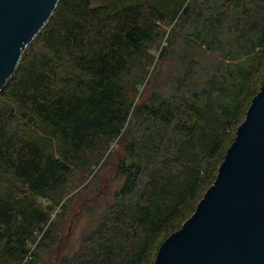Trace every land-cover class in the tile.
<instances>
[{"label":"trees","instance_id":"trees-1","mask_svg":"<svg viewBox=\"0 0 264 264\" xmlns=\"http://www.w3.org/2000/svg\"><path fill=\"white\" fill-rule=\"evenodd\" d=\"M47 20L0 91V169L46 197L80 153L118 140L122 184L60 264H154L215 182L264 83V0H59ZM167 28L177 74L135 105L121 82L129 58ZM48 222L0 185V264H33Z\"/></svg>","mask_w":264,"mask_h":264},{"label":"water","instance_id":"water-1","mask_svg":"<svg viewBox=\"0 0 264 264\" xmlns=\"http://www.w3.org/2000/svg\"><path fill=\"white\" fill-rule=\"evenodd\" d=\"M58 1L0 0V91ZM154 264H264V83L215 182Z\"/></svg>","mask_w":264,"mask_h":264},{"label":"rangeland","instance_id":"rangeland-1","mask_svg":"<svg viewBox=\"0 0 264 264\" xmlns=\"http://www.w3.org/2000/svg\"><path fill=\"white\" fill-rule=\"evenodd\" d=\"M170 30L167 28L160 39L129 58L128 71L121 82L135 105L149 104L154 97H159V83L164 86L177 74L174 61L164 51ZM201 76L197 75L194 83L199 84ZM106 143L98 144V153H80L65 185L46 197L32 193L25 184L0 169V185L5 191L33 202L48 215V224L30 245V253L37 256L33 264H60L64 258L74 255L84 233L93 228L110 207L122 184L115 171L124 151L117 144L118 140L111 145Z\"/></svg>","mask_w":264,"mask_h":264}]
</instances>
